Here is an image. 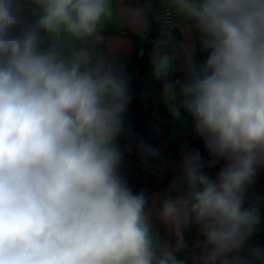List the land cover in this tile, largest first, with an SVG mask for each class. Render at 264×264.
<instances>
[{"label": "clouds", "instance_id": "obj_1", "mask_svg": "<svg viewBox=\"0 0 264 264\" xmlns=\"http://www.w3.org/2000/svg\"><path fill=\"white\" fill-rule=\"evenodd\" d=\"M26 2L0 0V264H185L190 226L201 264H264V247L248 246L261 215L245 207L264 165V0H158L152 75L173 119L190 117L213 163L225 161L213 178L198 152L185 158L170 186L182 194L161 207L174 250L120 172L132 96L116 46L100 47L110 23L147 28L152 4ZM174 28L197 37L202 62L191 40L172 44ZM178 61L183 82L168 79Z\"/></svg>", "mask_w": 264, "mask_h": 264}, {"label": "trees", "instance_id": "obj_2", "mask_svg": "<svg viewBox=\"0 0 264 264\" xmlns=\"http://www.w3.org/2000/svg\"><path fill=\"white\" fill-rule=\"evenodd\" d=\"M153 0H146V5L151 3ZM127 5L131 7L146 6L143 0H127ZM153 8V4H152ZM149 11V29L152 28V14L153 9ZM150 38V35H149ZM151 40V38H150ZM178 41L177 33L174 35V44ZM153 41L142 48V53H135L130 60L127 68L122 74L128 79L129 88L131 92L132 99L127 105V110L123 114V131L121 135L117 138L120 151L122 153V159L120 162V172L126 178L129 188L132 189L133 193L139 194L144 193L147 200V195L150 191H158L161 193V199L169 196L175 197L182 192L172 191L170 186L174 180H178V177H169V174L178 165L183 169V164L185 158L199 153L201 162L205 165L203 171L207 172L206 168V157L202 148L198 145H192L193 140L190 139L189 134L186 136H180L167 145L163 142L166 139V129L167 124L164 122V117H166V110L162 107L158 108L157 114L153 115L154 109L152 106L143 108V104L140 103V90H139V78L148 69L149 64L147 62V55L153 51L154 45H151ZM155 44V43H154ZM165 51H171L172 48H165ZM206 55H197L196 62L200 63L205 58ZM181 78L180 82L187 79L186 72H183L177 78ZM137 121L144 126V128L149 132L152 137L158 139L160 158L157 161L150 160L146 153L139 148L132 138L131 127L133 123ZM179 152H182L179 155ZM146 159L147 164H142V160ZM129 160H131L134 165L129 167ZM150 165L148 169H144V166ZM157 169L163 171L157 175H149L151 170ZM251 186V185H250ZM249 186V188H250ZM264 187V165H259L256 168V174L254 177V183L252 184V189L259 190ZM181 189L184 186L181 185ZM250 205H255L259 209L264 210V199L255 198L252 199L248 193H246L245 207ZM256 245L257 244H253ZM264 245V244H262Z\"/></svg>", "mask_w": 264, "mask_h": 264}, {"label": "crops", "instance_id": "obj_3", "mask_svg": "<svg viewBox=\"0 0 264 264\" xmlns=\"http://www.w3.org/2000/svg\"><path fill=\"white\" fill-rule=\"evenodd\" d=\"M123 3L127 5V0H123ZM143 3L144 5H146V0H143ZM152 4L159 7L158 0H153ZM139 7H145V6L140 5ZM28 8H30V5H28ZM147 24L148 26L145 29H134L126 24L119 25L116 22H113L110 23L107 26L106 30L104 31L103 33L104 45H101L100 47L104 48L105 45H109V44L116 46L117 50L113 55L115 57L116 63L122 69V72L125 71L134 54L139 53L140 50H142V48L145 45L151 42L148 32L149 12L147 14ZM177 36H178L177 43L184 41L187 38L195 44V48H196L195 57H194L195 61L197 55L207 54L206 52L200 49L198 39L194 34L181 31V29L178 28ZM151 52L147 55V62L149 64V67L145 71V73H143L139 78L140 103L143 104V108L152 106L154 109L155 107L158 106V108L162 107L166 110L167 106L164 103L161 96L162 83L161 81H157L156 79H154L152 75V66L150 63ZM183 72H185V70H183L180 67V62L178 61L177 64L174 66L168 79L171 81H178L177 77L181 75ZM187 118H189L191 123L190 117L187 116ZM117 144H118V139H117ZM202 151L204 152L203 148ZM166 198L164 197L163 199H161V193L158 191L149 192L147 195L146 212L148 214L149 223L152 230L159 234L161 241L166 242L174 250L177 244V237L173 233L172 227L169 224H167L161 217V207L163 201ZM258 198L264 199V187L259 189ZM259 212L261 215V223L257 226L254 236L248 242V246H256L253 244H257V246L264 247V245H262L264 244V210L259 209ZM188 228H190L191 237L193 238V249L188 250L184 247L180 252H177V256L180 259H183L185 261V264H201L199 259V255H200L199 249L196 248V243L198 240L201 239V237L195 227H191V226L186 227L182 230L184 243L187 241L186 238L187 236L185 232Z\"/></svg>", "mask_w": 264, "mask_h": 264}, {"label": "water", "instance_id": "obj_4", "mask_svg": "<svg viewBox=\"0 0 264 264\" xmlns=\"http://www.w3.org/2000/svg\"><path fill=\"white\" fill-rule=\"evenodd\" d=\"M151 45H155L154 42ZM142 53V50L139 52ZM132 138L135 144L141 148L147 155V157L152 161H157L160 158V149H159V142L158 139L152 137L149 132L144 128L142 124L135 121L131 127ZM192 145L202 146L204 150V154L206 160L209 161V168L207 173L215 178L216 174L219 172L220 168L223 167L225 161L220 159L213 163V158L210 156L208 150L205 148L204 143L201 139L193 138ZM150 149V150H149ZM259 166V165H258ZM241 255L247 256V246L245 247V251L241 253Z\"/></svg>", "mask_w": 264, "mask_h": 264}, {"label": "rangeland", "instance_id": "obj_5", "mask_svg": "<svg viewBox=\"0 0 264 264\" xmlns=\"http://www.w3.org/2000/svg\"><path fill=\"white\" fill-rule=\"evenodd\" d=\"M158 111V106L154 108L153 114L156 115ZM164 122L167 124V129H166V139L163 142L165 145H167L170 141L184 135H188V129L190 125V120L187 118V116L184 113H181V119L180 120H175L173 119L172 115L169 113L168 109H166V117H164ZM188 125V126H187ZM182 152H179V155ZM134 163L129 160V167H132ZM150 165L144 166V169H148ZM182 168L180 165H178L174 170L171 171L169 174L170 176H173V178L178 177L181 174ZM159 171L157 169L151 170L149 175H157ZM159 173H163L162 170H160ZM258 191L256 189H252V185L250 188H248V195L252 198H258ZM151 192V191H150Z\"/></svg>", "mask_w": 264, "mask_h": 264}, {"label": "built area", "instance_id": "obj_6", "mask_svg": "<svg viewBox=\"0 0 264 264\" xmlns=\"http://www.w3.org/2000/svg\"><path fill=\"white\" fill-rule=\"evenodd\" d=\"M26 2V1H25ZM153 14H152V28L150 30V38L151 40L156 43L157 41L161 40V39H164L163 35H162V25L160 23V21L156 18L157 16V12H162L163 10L156 6V5H153ZM24 15L25 16H29V8H28V4L26 2V6H25V10H24ZM177 30L178 28H174L172 30V36L174 37V35L177 33ZM172 44H174V39L172 41ZM172 44H169L166 48H172ZM181 78L179 77L178 78V81H180ZM162 83V81H161ZM188 134L190 136V139L192 140L193 138H197L193 128H192V122L190 123V126H189V129H188ZM147 160L146 159H143L142 160V164H147ZM209 161L206 160V168L208 170L209 168ZM186 238H187V241L184 243L185 244V248L188 249V250H192L193 249V238L191 237V231H190V228H188L186 230Z\"/></svg>", "mask_w": 264, "mask_h": 264}]
</instances>
